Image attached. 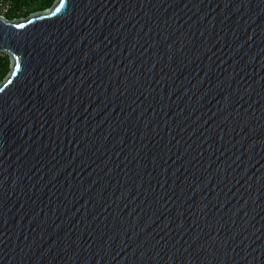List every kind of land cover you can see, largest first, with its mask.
Masks as SVG:
<instances>
[{"label":"water","instance_id":"1","mask_svg":"<svg viewBox=\"0 0 264 264\" xmlns=\"http://www.w3.org/2000/svg\"><path fill=\"white\" fill-rule=\"evenodd\" d=\"M0 53V264H264V0H56Z\"/></svg>","mask_w":264,"mask_h":264},{"label":"trees","instance_id":"2","mask_svg":"<svg viewBox=\"0 0 264 264\" xmlns=\"http://www.w3.org/2000/svg\"><path fill=\"white\" fill-rule=\"evenodd\" d=\"M56 0H12V9L6 15L8 19L27 17L29 14L50 8ZM10 58L0 53V82L10 72Z\"/></svg>","mask_w":264,"mask_h":264},{"label":"built area","instance_id":"3","mask_svg":"<svg viewBox=\"0 0 264 264\" xmlns=\"http://www.w3.org/2000/svg\"><path fill=\"white\" fill-rule=\"evenodd\" d=\"M12 9V0H0V16L7 15Z\"/></svg>","mask_w":264,"mask_h":264},{"label":"bare ground","instance_id":"4","mask_svg":"<svg viewBox=\"0 0 264 264\" xmlns=\"http://www.w3.org/2000/svg\"><path fill=\"white\" fill-rule=\"evenodd\" d=\"M0 17H6V15L5 16H0ZM7 18V17H6ZM15 19V18H14Z\"/></svg>","mask_w":264,"mask_h":264},{"label":"snow or ice","instance_id":"5","mask_svg":"<svg viewBox=\"0 0 264 264\" xmlns=\"http://www.w3.org/2000/svg\"><path fill=\"white\" fill-rule=\"evenodd\" d=\"M21 27H22V25H21Z\"/></svg>","mask_w":264,"mask_h":264}]
</instances>
